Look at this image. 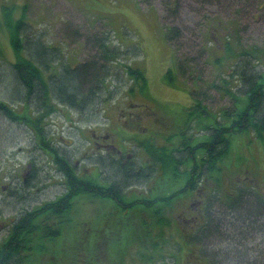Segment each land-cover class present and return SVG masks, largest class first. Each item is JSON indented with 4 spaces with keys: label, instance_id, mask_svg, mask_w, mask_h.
<instances>
[{
    "label": "trees",
    "instance_id": "16d2710c",
    "mask_svg": "<svg viewBox=\"0 0 264 264\" xmlns=\"http://www.w3.org/2000/svg\"><path fill=\"white\" fill-rule=\"evenodd\" d=\"M138 1L147 6L145 13L140 10L142 15H151L155 22L151 8L157 1L173 17L184 4V0ZM15 8L6 5L0 13V26L8 35L14 58L8 64L0 58V84L7 91L12 88L11 101L16 99L15 104L0 99V117L33 135L34 146L50 157L51 166L59 172L64 191L53 200L23 210L3 228L0 264H47L49 252L69 253L51 250L50 246L62 236L64 226L75 224L72 214L81 200L103 202L110 207L111 220L105 224L106 217L101 214L103 219L97 220L101 225L92 224L87 232L79 225L73 250L84 255L80 264H258V253L252 248L241 249L240 241H251L254 233L263 234L256 226L264 221V196L257 194L255 186L245 185L246 180L237 186L238 174L228 177L225 184L221 165L226 162L227 168L241 169L246 159L236 154L252 137L264 145V50L242 45L238 30L229 32L226 23L215 16L207 19L203 29L207 43L212 37H218L219 42L224 37L214 51V62L219 66L215 82L210 84L232 105L211 113L201 103L206 96L198 89L196 78L192 79V73L201 69L194 62H207L205 48L196 56L186 53L188 56L177 60L182 31L176 26L164 27L161 36L170 48L168 63L172 61V65L163 72L162 83L180 88L183 81L191 80L192 103L181 117L174 112L162 117V108L166 110L161 104L153 108L137 101L133 107L120 109L117 120L125 128H133L120 131L127 138L134 134L129 140L138 144L141 155L138 149L133 150L132 143L128 147L109 146L113 153L99 143L101 131H88L89 143H93L88 158L92 170L86 175L87 168L81 169L84 161L70 160L50 140L45 120L55 107L65 106L83 117L85 108L109 101L106 84L118 73L129 79L121 97L126 104L147 100L149 78L140 67L127 62L123 47L113 41V47L119 48L109 45L111 34L105 29L85 37L87 46L98 48L102 64L92 60L94 57L72 64L64 57V62L61 43L47 45L23 15L13 17ZM2 52L1 48L0 56ZM111 69L114 72L110 73ZM99 95H104L102 100ZM138 106L139 111L130 110ZM137 127L139 132L134 131ZM26 167L20 183L32 186L34 160L30 159ZM215 207L222 216L212 215ZM231 229L234 235L228 233ZM73 257L59 264H76Z\"/></svg>",
    "mask_w": 264,
    "mask_h": 264
},
{
    "label": "rangeland",
    "instance_id": "374dc122",
    "mask_svg": "<svg viewBox=\"0 0 264 264\" xmlns=\"http://www.w3.org/2000/svg\"><path fill=\"white\" fill-rule=\"evenodd\" d=\"M204 2L184 0L181 12L178 16L173 17L162 8L161 2L157 1L151 8L156 15L155 22L150 18L151 15H142L140 10L145 13L147 6L138 0H0V13L1 8L6 5H15L13 17L23 15L25 21L35 28V35L44 38L47 45L61 43L60 48L63 53L61 59L64 62L65 58L72 64V62L88 61L94 57L92 60H98L99 64H102L98 48L93 49V46L91 49L87 46L85 37L98 29H105L109 30V35H112L107 40L109 45L113 47L111 42L113 41L123 47L125 52L127 51V62L134 67L135 65L140 67L145 76L149 78L147 100H136L126 104L127 101L121 97L129 79L118 73L116 77L111 75L106 84L108 89L106 95L110 99L109 101L102 105L95 102L94 105L85 108L83 117L65 106L55 107L53 113L45 120V129L50 140L59 149L65 151L63 154L67 155L70 160L84 161L81 169L87 168L86 175L92 170L88 158L92 153L89 148L93 143H89L90 132L88 131H101L103 138L99 139V143L106 147L112 145L118 148L122 145L128 147L132 143L133 150L138 149V154L141 155L138 144L129 140L134 137V134L129 133L130 137L127 138V134L123 136V131H120L125 128L123 123L117 120L120 117V109L126 106V109L133 107L137 101L146 103L153 108H157L161 104L160 108L164 107L166 110L164 111L162 108L160 113L162 117L166 118L173 112L181 117L185 108L192 103L191 80L183 81V86L180 88H169L162 83L163 72L172 65V61L168 63L170 48L163 42L161 36L164 33L162 32L164 27L176 26L182 31L183 39L182 44L177 47V60L188 56L186 53L196 56L204 48L207 52V62H194V66L201 69L192 73V79L196 78L198 89L202 95L206 96V99L201 102L202 105H205L211 113L215 112L216 114L221 109L231 108L229 99L219 93L215 87L212 88L210 84L211 80L215 82L219 66L214 62V51L224 37L220 38V42L218 37H212L213 39L209 41L211 43H207L203 36V29H205L207 19L215 16V19L222 20V24L226 23L229 32L238 30V40L242 45L256 46L264 50V0H206ZM3 31L5 29L0 26V49H3L0 58L8 64L14 58L9 46L8 35ZM66 32L73 36L67 35ZM97 34L101 35L100 32ZM222 34L226 33L222 31ZM30 35L33 37L32 32ZM36 47L39 49V45ZM115 47L119 48L117 45L113 48ZM175 56L176 54H174ZM108 64L114 66L111 63ZM112 71L114 72V69H111L110 73ZM195 88L197 87L195 86ZM11 89L9 87L7 91L0 84V99L15 104L13 101L16 99L11 101L10 95L12 94L9 92ZM99 97L102 100L104 95H99ZM130 110L139 111V106L134 109L130 108ZM130 110L129 112H131ZM1 120H3L2 117H0V240L5 234L3 228L15 217H18L20 212L33 208L35 204L53 200L64 191L59 172L54 171L50 157L43 154L38 146H34L36 142L33 135L24 128L17 129L11 123ZM147 126L151 127V125ZM130 129L133 128L124 130L130 132ZM126 131L125 133H127ZM134 131L139 132V128H135ZM240 147L236 155L245 158V164L240 167L241 169L234 170L227 168L226 162H224L221 165L222 180L226 184L228 177L238 174V178H240L237 179V186H243V182L246 180L247 184L245 185L255 186L257 194L264 196V145L252 137L246 146L241 145ZM84 155L87 157L84 158ZM30 159L34 160L36 170L32 186H25L20 181L27 173L26 164ZM3 187L5 188L3 189ZM250 187H247V190L250 191ZM132 189L134 187L130 190ZM253 195L255 196V194ZM78 208L76 213L72 214L75 224H70L69 227L68 225L64 226L62 236L50 246L51 250L57 252L66 250L69 253L55 255V253L49 252L50 255L46 256L45 261L47 264L67 263L70 256H74L76 264H80L81 261H84V255L82 252L78 253L73 250L74 238L78 236L80 230L87 232L92 224L101 225L102 222L97 221L103 219L101 214L106 217L103 219L105 224L108 225L111 220L109 218L110 207H106L101 201L81 200ZM216 209V207L213 208L212 215L222 216ZM258 222L256 229L261 230L263 234H252L255 228L250 229L252 230L250 235L252 234L251 237L254 239L251 241L241 240L240 243L241 249L252 248L255 250L258 253V264H264V252L260 253L259 251L264 249V221ZM228 233L234 235L232 229ZM49 244L50 242L46 246ZM38 257L40 256L37 255L36 258Z\"/></svg>",
    "mask_w": 264,
    "mask_h": 264
},
{
    "label": "bare ground",
    "instance_id": "6f19581e",
    "mask_svg": "<svg viewBox=\"0 0 264 264\" xmlns=\"http://www.w3.org/2000/svg\"><path fill=\"white\" fill-rule=\"evenodd\" d=\"M107 71V70H106ZM111 71V70H110ZM107 73V72H106ZM182 145V144H181ZM183 146V145H182ZM188 146V145H187ZM179 147H181V146H179ZM186 147V146H185ZM183 148V147H182ZM185 151H186V149H185ZM181 161V160H180Z\"/></svg>",
    "mask_w": 264,
    "mask_h": 264
},
{
    "label": "flooded vegetation",
    "instance_id": "af4514ba",
    "mask_svg": "<svg viewBox=\"0 0 264 264\" xmlns=\"http://www.w3.org/2000/svg\"><path fill=\"white\" fill-rule=\"evenodd\" d=\"M103 138V136H99V139Z\"/></svg>",
    "mask_w": 264,
    "mask_h": 264
}]
</instances>
